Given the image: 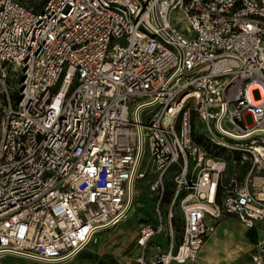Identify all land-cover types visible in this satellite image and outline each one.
I'll return each mask as SVG.
<instances>
[{"label": "built area", "instance_id": "obj_1", "mask_svg": "<svg viewBox=\"0 0 264 264\" xmlns=\"http://www.w3.org/2000/svg\"><path fill=\"white\" fill-rule=\"evenodd\" d=\"M0 93V257L73 259L149 175L133 264L264 233V0H0Z\"/></svg>", "mask_w": 264, "mask_h": 264}, {"label": "rangeland", "instance_id": "obj_2", "mask_svg": "<svg viewBox=\"0 0 264 264\" xmlns=\"http://www.w3.org/2000/svg\"><path fill=\"white\" fill-rule=\"evenodd\" d=\"M12 83L17 84V80H13ZM254 100H258V93L253 94ZM3 105V96L0 93V112ZM247 124L251 123L250 117L245 118ZM151 179V175L147 176L144 180L138 182L136 189H138V195L133 200L132 209L127 215L126 219L118 225L120 232L115 234V228H111L108 231L99 233L94 241L89 245H95L98 243V238L100 243H110L115 244V248H121L117 257L120 259L130 251L131 244L134 245V237L138 231L136 225L145 224L146 221H151L154 215V203L156 197L151 195L147 191V181ZM137 200L140 204L137 206ZM165 209H162L164 211ZM175 220H179L180 212L176 207L174 209ZM153 222V220H152ZM175 226L176 231L179 232L180 224L177 221ZM164 235L158 236L155 242L160 245L162 248L166 247V239L163 238ZM98 237V238H97ZM102 237V238H100ZM264 240V233L261 229L252 228L247 229L243 227L236 218L232 216L223 217L217 224L215 231L209 236L206 243L203 245L196 261L192 264H252L251 254L254 250V247ZM118 251V250H117ZM96 252H84V255L73 258L68 263L62 264H91L90 257L93 260V256ZM128 257L133 256V253H127ZM102 261L108 260L110 263H116V260L113 257H106ZM0 264H33L27 262H19L13 260H4Z\"/></svg>", "mask_w": 264, "mask_h": 264}, {"label": "crops", "instance_id": "obj_3", "mask_svg": "<svg viewBox=\"0 0 264 264\" xmlns=\"http://www.w3.org/2000/svg\"><path fill=\"white\" fill-rule=\"evenodd\" d=\"M136 194L138 195V189H136L135 191V197ZM140 204L139 200H137L136 205L138 206ZM140 223H138L136 226L140 227L139 225ZM139 229V228H138ZM121 230H119L118 226L117 228H115V234H119L118 232H120ZM98 238V237H97ZM102 238V237H100ZM100 239L98 238V243H99ZM101 242V241H100ZM98 243L95 245H91L89 246V248L87 247L84 251H82L80 254H78L76 257L82 256L84 255V252H96L95 255H92L94 258L93 260H91L92 258L90 257V263L91 264H113L112 262L110 263L108 260H105L106 257L110 256L113 257L116 260V263L118 262V264H133V261L136 257L137 254V248L131 244V248L130 251H128L127 253L131 254L133 253V256L128 257V255H124L121 259L118 256L120 249L121 248H115V244L113 242L110 243H100V246L98 247ZM118 250V251H117ZM74 257V258H76ZM101 258L105 260L102 261ZM13 260V261H19V262H27V263H33V264H41V263H37V262H33L30 260H26V259H21V258H16V257H10V256H4V257H0V263L3 262L4 260ZM72 260V259H71ZM69 260V261H71ZM67 261V263L69 262ZM66 263V262H64ZM62 264V263H61Z\"/></svg>", "mask_w": 264, "mask_h": 264}, {"label": "trees", "instance_id": "obj_4", "mask_svg": "<svg viewBox=\"0 0 264 264\" xmlns=\"http://www.w3.org/2000/svg\"><path fill=\"white\" fill-rule=\"evenodd\" d=\"M43 3H41L39 6L41 7ZM170 200V189L167 188L165 196H164V203H168Z\"/></svg>", "mask_w": 264, "mask_h": 264}]
</instances>
